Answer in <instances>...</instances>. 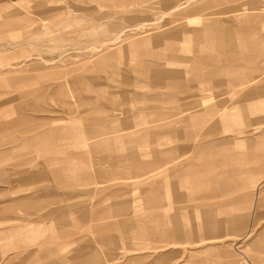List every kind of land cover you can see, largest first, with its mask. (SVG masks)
Listing matches in <instances>:
<instances>
[{"label":"rangeland","instance_id":"rangeland-1","mask_svg":"<svg viewBox=\"0 0 264 264\" xmlns=\"http://www.w3.org/2000/svg\"><path fill=\"white\" fill-rule=\"evenodd\" d=\"M252 16L264 0H0V138L42 173L31 263L264 264Z\"/></svg>","mask_w":264,"mask_h":264},{"label":"crops","instance_id":"crops-1","mask_svg":"<svg viewBox=\"0 0 264 264\" xmlns=\"http://www.w3.org/2000/svg\"><path fill=\"white\" fill-rule=\"evenodd\" d=\"M15 139L12 131L0 138V264H34L26 254L28 245L33 242L30 243V239L36 238L29 232L28 218L30 206L42 199V190L30 187V181L42 173L36 170L30 175L28 168H13L11 141ZM36 140L30 139L31 142ZM42 144L45 145V139ZM37 250L34 249L33 255Z\"/></svg>","mask_w":264,"mask_h":264},{"label":"bare ground","instance_id":"bare-ground-1","mask_svg":"<svg viewBox=\"0 0 264 264\" xmlns=\"http://www.w3.org/2000/svg\"><path fill=\"white\" fill-rule=\"evenodd\" d=\"M251 22H253V23H259V24H262V26L264 27V17L263 16H252V18H251V20H250ZM253 43H254V41H253ZM250 46H251V49L253 50V49H255V50H261L262 48V45H260V44H252V41H251V43H250ZM251 59H252V57H251ZM256 60V59H255ZM249 108V107H248ZM205 113H198V114H196L194 117H193V121H195V120H198L201 116L202 117H205ZM219 160H221V157L220 156H216V158H214V160L211 162L212 164H219ZM174 173V172H173ZM210 178V177H209ZM208 179V178H207ZM251 179H253V177L251 178ZM264 180V179H263ZM263 180L261 181V182H263ZM192 181V180H191ZM211 181V180H210ZM193 182V184L194 185H204L205 183H208V181H206V180H202V179H197V180H193L192 181ZM259 183L257 186H256V188H257V190L255 189V191L253 190V192H252V194L254 195L257 191H258V189H259V186L262 184V183ZM211 184V183H210ZM218 186H223V187H230V186H232V180H220L219 181V183L217 184ZM260 192L263 194L264 193V190H260ZM260 193V194H261ZM256 195V194H255Z\"/></svg>","mask_w":264,"mask_h":264}]
</instances>
